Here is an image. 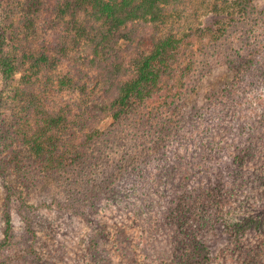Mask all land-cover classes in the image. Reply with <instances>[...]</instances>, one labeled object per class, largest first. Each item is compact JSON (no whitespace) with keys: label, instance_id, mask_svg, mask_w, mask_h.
<instances>
[{"label":"rangeland","instance_id":"rangeland-1","mask_svg":"<svg viewBox=\"0 0 264 264\" xmlns=\"http://www.w3.org/2000/svg\"><path fill=\"white\" fill-rule=\"evenodd\" d=\"M66 1L70 8L76 5L75 0H0L4 52L14 49L16 59L24 53L39 58L49 49L57 61L55 67L40 73H35L31 57L22 63L15 61L12 81H6L0 71V264H264V37L262 49H257L259 57L242 73L253 82L248 96L239 89L231 102L208 100L236 76L221 65L200 78L194 84L195 92L179 102L184 103L182 116L175 120L176 125H169L175 144L168 156L171 165L181 169L175 170L171 179L159 177L158 165L162 163L156 158L151 163L154 168L136 163L128 169H115L121 145L134 148L137 141L124 133L118 135L121 128L114 129L111 118L98 125L104 135L93 147L96 153L92 151L91 167L82 166L80 175L69 172L59 178L39 173L27 146L17 151L22 160L17 170L16 162L1 150L4 144H13L17 150L11 133L21 117L16 107L23 102L13 98L16 89L23 90L27 99L40 90L36 79H47L44 88L49 84L57 88L48 95L51 111L63 102L76 105L81 83L87 90H95V97L104 96L96 81L98 69L86 67L87 59L100 55V39H94L81 57L75 48L66 56L57 55L58 41L69 34L67 27L74 16L71 11L63 17L59 14ZM168 1L159 5L169 9L159 15L168 17L166 27L154 28L163 36L174 34L184 41L181 46L189 29L196 33L191 37L193 44L199 45L197 39L207 44L218 29L239 17L235 3L240 0ZM248 1L264 16V0ZM202 27H211V32L196 31ZM144 30L145 42L139 53L150 50L148 29ZM121 46L124 60L133 45L121 42ZM64 74L71 80L63 81ZM21 75L27 81L20 85ZM185 78L176 74L170 82L179 88ZM61 81H72L76 88ZM110 90L108 96L113 98L116 93L113 87ZM162 100L152 105L165 107ZM194 107L200 117L186 124V115ZM173 117L170 112L161 115L162 119ZM105 147L112 149V154L105 152ZM93 161L97 165L93 166ZM183 196L186 198L179 199ZM5 214L11 222L8 240L4 239ZM185 234L190 243H186ZM187 244L190 248L186 250Z\"/></svg>","mask_w":264,"mask_h":264},{"label":"trees","instance_id":"trees-1","mask_svg":"<svg viewBox=\"0 0 264 264\" xmlns=\"http://www.w3.org/2000/svg\"><path fill=\"white\" fill-rule=\"evenodd\" d=\"M75 1L76 5L73 8H70L69 1H66L59 9L62 17L69 11L71 15L73 12L74 16L67 27L69 34L62 41H58L60 47L57 55L66 56L69 50L75 48V52L81 57L86 55L94 39H100L102 51L99 56L94 55L87 59L86 67L90 68L89 71L98 69L96 81L102 86L104 96L95 97V90H87L81 83L78 89L80 97L76 105L72 106L63 102L62 107L57 106L54 111H51L48 109V95L56 87L54 84L53 86L49 84L44 88V81L47 79L44 81L36 79L38 80L36 85L40 86V90L27 99L23 96V90L16 89L13 98L23 102L16 107L20 109L21 117L15 123L11 133V136L15 137L17 150H14L13 144L1 145V150L16 162L17 170L21 169L17 163H22L17 151L27 146L31 155L33 154V166L39 173L55 175L59 178L69 172L80 175L82 166L90 165V160H94L92 151L96 153V150L93 147L104 135L98 130V125L106 118H111L114 129L121 128V131L116 132L119 133L118 135L124 133L137 141L134 148H125L121 145L122 153L120 159L115 161V169L117 171L128 169L136 163L154 168L151 163L157 159L156 161L162 163L158 165L159 177L162 175L171 179L176 175L175 170L181 169L171 165L169 161L171 158L168 156L171 145L175 144L171 142L170 135L172 136L173 131L169 125H176L175 120L182 116L181 107L184 103L180 105L179 102L185 96L195 92L194 84L200 78L221 65L234 71L236 76L224 90L219 92V95L213 93L208 100L228 103L239 92L245 96L249 95L247 91L250 90L253 82L250 81V76H244L242 73L246 72L254 64V59L260 55L257 49H262L263 14L255 12L248 0H240L235 3L239 17L218 29L217 35L213 34L207 44L201 43V39H197L200 42L199 45L193 44L191 37L196 36V33H192L189 29L190 33H186V43L181 46L184 41L174 34L169 33L163 36L161 31L154 28L157 25L166 27L168 17L160 18L159 15L168 13L169 9L161 8L162 6L159 5L168 3V0ZM145 28L149 33L146 43L150 50H147V53L145 50L139 53L145 42L143 40V36H146ZM202 30L211 32V27L196 29L197 32ZM108 40L113 41V44H109ZM121 42L133 45V51L128 56L126 54L127 57L124 60L121 55ZM236 43L239 47H235ZM2 44L0 40V71L6 81H12L16 74L15 61L19 60L22 63L27 56L33 59L35 73H40L43 69L50 70L56 66L57 61L49 53L51 51L49 49L47 52L40 53L39 58H36V55L24 53L21 58L16 59L14 49L11 53H6ZM176 74L180 78L186 76V81L181 83L179 88L170 82ZM62 80H71V78L64 74ZM25 81H27L25 75H21L20 85ZM64 84L76 88L72 81ZM110 87H113L116 93L113 98L108 96L111 93ZM91 96L95 98L94 103L87 104L92 100ZM220 98L222 100H219ZM157 99H163L164 103L160 104L165 107L159 109L152 105ZM72 107H75L74 112ZM65 108H68L67 111H64ZM162 112L173 113L174 117L170 120L162 119ZM190 112L191 114L186 115V124L200 117L196 107ZM131 119L132 121H129ZM24 127L27 131L23 130ZM127 128H130L129 134H127ZM112 133L113 131L110 135ZM113 137L116 138V134ZM104 151L110 153L112 149L105 147ZM91 164L97 165L94 161ZM108 164L109 162L106 163ZM5 187L9 190V185L5 184ZM182 198L186 197L179 199ZM4 222V239L8 240L11 229L8 214L4 215ZM186 243H190V239H186ZM187 248H190L189 244L186 245V250ZM192 249L196 248L192 247Z\"/></svg>","mask_w":264,"mask_h":264}]
</instances>
